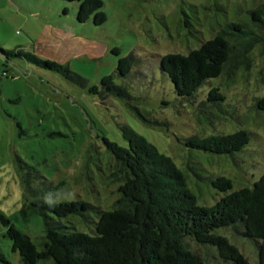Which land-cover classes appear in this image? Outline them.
Masks as SVG:
<instances>
[{
  "label": "rangeland",
  "instance_id": "obj_1",
  "mask_svg": "<svg viewBox=\"0 0 264 264\" xmlns=\"http://www.w3.org/2000/svg\"><path fill=\"white\" fill-rule=\"evenodd\" d=\"M84 1V0H83ZM103 25L77 18L82 1L0 0V48L24 51L69 69L56 71L20 56L0 53V208L33 241L45 236L36 206L47 187L63 183L56 201L84 200L111 210L123 176L107 141L128 147L127 127L144 136L185 170L201 206L225 195L211 181L232 180L228 193L253 185L264 174V0H101ZM261 9L254 22L252 12ZM246 24L258 36L247 54L249 66H229L189 101L178 97L161 70L167 54L188 55L227 25ZM119 51V54H117ZM132 59L121 76L119 60ZM78 77H76V76ZM126 92L108 93L102 80ZM210 87L226 99L207 102ZM245 130L249 145L234 155H213L185 147L192 136ZM89 231L84 220L74 221ZM0 223V264H23ZM249 264H259L258 246L231 228L220 231ZM201 264H235L219 251L187 238ZM41 264H51L42 262Z\"/></svg>",
  "mask_w": 264,
  "mask_h": 264
},
{
  "label": "trees",
  "instance_id": "obj_2",
  "mask_svg": "<svg viewBox=\"0 0 264 264\" xmlns=\"http://www.w3.org/2000/svg\"><path fill=\"white\" fill-rule=\"evenodd\" d=\"M69 1H82L77 14L80 23L88 22L92 16L98 26L107 21L101 0ZM260 13L261 9L252 12L254 22L259 20ZM254 31L246 24L227 25L188 55H164L161 70L174 84L178 97L195 100L199 98L198 91L210 80L220 78L227 67L249 66L247 54L254 43L260 42ZM0 53L70 73L69 69L31 53L2 48ZM131 70L130 56L121 58L119 74L125 76ZM102 84L108 93L126 96L114 84L113 75L105 77ZM206 98L210 103L226 99L218 87H210ZM256 108L264 112V97L256 101ZM123 131L128 147L106 140L119 166L115 175L123 176L124 180L113 209L102 210L84 200L56 201L63 183L47 187L36 201L46 227L44 238L36 242L17 229L0 208V223L7 227L6 236L23 264H201L198 255L189 249L187 238L216 248L223 258L235 264H249L238 248L220 234L226 228L255 242L259 264H264V174L253 187L231 193L228 191L233 188L232 180L217 177L211 184L225 195L212 206H201L185 170L144 136L127 127ZM249 141L248 132L239 130L231 134L192 136L184 145L205 154L223 156L241 152ZM76 220L88 223L89 231L79 230ZM0 260L5 261L1 252Z\"/></svg>",
  "mask_w": 264,
  "mask_h": 264
}]
</instances>
